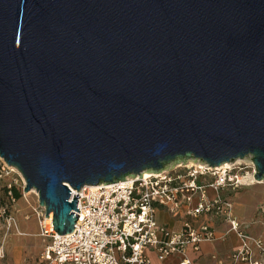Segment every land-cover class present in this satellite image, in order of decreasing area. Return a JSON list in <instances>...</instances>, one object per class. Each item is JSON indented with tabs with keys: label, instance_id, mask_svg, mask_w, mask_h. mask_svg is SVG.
Instances as JSON below:
<instances>
[{
	"label": "water",
	"instance_id": "obj_1",
	"mask_svg": "<svg viewBox=\"0 0 264 264\" xmlns=\"http://www.w3.org/2000/svg\"><path fill=\"white\" fill-rule=\"evenodd\" d=\"M0 158L62 237L70 189L246 158L264 182V0H0Z\"/></svg>",
	"mask_w": 264,
	"mask_h": 264
},
{
	"label": "built area",
	"instance_id": "obj_2",
	"mask_svg": "<svg viewBox=\"0 0 264 264\" xmlns=\"http://www.w3.org/2000/svg\"><path fill=\"white\" fill-rule=\"evenodd\" d=\"M228 165V166H227ZM224 167L180 165L160 174L144 173L111 185L86 186L71 191L80 216L75 230L59 236L46 211L38 212L40 236L48 241L37 264H152L181 256L180 264H192L189 251L199 253L204 244L235 234L241 247L232 256L234 264H264V243L250 238L234 216V206L224 196L255 184L251 158ZM210 192L213 193L209 197ZM165 212L181 220L173 231L158 223ZM257 216L264 218V204ZM220 224L230 226L220 235ZM258 222H254V225ZM254 250L259 259L254 260Z\"/></svg>",
	"mask_w": 264,
	"mask_h": 264
},
{
	"label": "rangeland",
	"instance_id": "obj_3",
	"mask_svg": "<svg viewBox=\"0 0 264 264\" xmlns=\"http://www.w3.org/2000/svg\"><path fill=\"white\" fill-rule=\"evenodd\" d=\"M12 169L0 158V264H31L40 258L48 241L40 236L39 196L35 191L25 194L22 176ZM13 189L20 192L19 200L9 193ZM223 194L233 204L234 216L242 228H247L245 233L264 243V218L257 216L264 204V183ZM212 195L210 192L209 197ZM229 230L226 225V231ZM234 236L231 234L229 239L235 241ZM238 244L241 246L240 241ZM150 260L158 261L155 255H150Z\"/></svg>",
	"mask_w": 264,
	"mask_h": 264
},
{
	"label": "crops",
	"instance_id": "obj_4",
	"mask_svg": "<svg viewBox=\"0 0 264 264\" xmlns=\"http://www.w3.org/2000/svg\"><path fill=\"white\" fill-rule=\"evenodd\" d=\"M157 220L160 225L165 226L170 230L179 231L181 229V220L179 218H174L165 212H159L157 215ZM217 231L220 235H225L227 233L226 225L220 224L217 227ZM229 238L230 235L225 240L217 241L215 243L210 244H204L201 247L199 253L189 251V260L192 262V264H234L232 261V256L241 247L238 244L240 240L237 238V236H234V239L237 243L236 244L234 240L232 241ZM254 257V260L259 259V253L256 250H254ZM38 260L39 258L31 264H37ZM182 260L183 257L174 256L169 258L165 262H159L154 260L152 264H180Z\"/></svg>",
	"mask_w": 264,
	"mask_h": 264
},
{
	"label": "bare ground",
	"instance_id": "obj_5",
	"mask_svg": "<svg viewBox=\"0 0 264 264\" xmlns=\"http://www.w3.org/2000/svg\"><path fill=\"white\" fill-rule=\"evenodd\" d=\"M236 162H238L239 163V161H236ZM235 163V162H234ZM233 164V163H232ZM189 165L190 166H204V164H202V163H199V162H190L189 163ZM227 164H224V165H222V167H224V166H226ZM228 166V165H227ZM12 170H14V169H12ZM15 171V170H14ZM146 175H148V173H146ZM262 183H264V182H262ZM262 183H258V182H255V184H252V186H255L256 184H262ZM35 195H37V193L36 192H33ZM51 216L49 217V219H47L48 221H51Z\"/></svg>",
	"mask_w": 264,
	"mask_h": 264
},
{
	"label": "trees",
	"instance_id": "obj_6",
	"mask_svg": "<svg viewBox=\"0 0 264 264\" xmlns=\"http://www.w3.org/2000/svg\"><path fill=\"white\" fill-rule=\"evenodd\" d=\"M9 193H12V196H13L14 200H19L21 198L20 192H18L15 189L11 190V192H9Z\"/></svg>",
	"mask_w": 264,
	"mask_h": 264
}]
</instances>
